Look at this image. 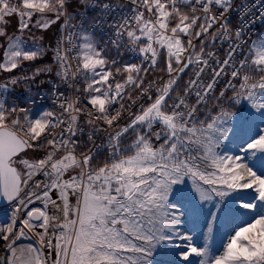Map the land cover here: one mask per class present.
<instances>
[{
  "label": "snow or ice",
  "instance_id": "snow-or-ice-1",
  "mask_svg": "<svg viewBox=\"0 0 264 264\" xmlns=\"http://www.w3.org/2000/svg\"><path fill=\"white\" fill-rule=\"evenodd\" d=\"M0 264H264V0H0Z\"/></svg>",
  "mask_w": 264,
  "mask_h": 264
}]
</instances>
